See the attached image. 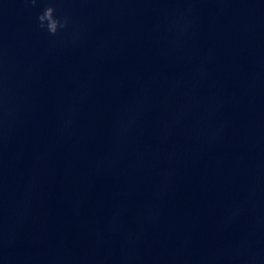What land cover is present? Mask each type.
I'll return each instance as SVG.
<instances>
[{
	"label": "clouds",
	"instance_id": "1",
	"mask_svg": "<svg viewBox=\"0 0 264 264\" xmlns=\"http://www.w3.org/2000/svg\"><path fill=\"white\" fill-rule=\"evenodd\" d=\"M31 2L35 4L36 0H31ZM37 19L39 21L40 28L46 29L52 36H55L58 31L65 29L68 26V17L57 16L56 9L51 5L45 7Z\"/></svg>",
	"mask_w": 264,
	"mask_h": 264
}]
</instances>
